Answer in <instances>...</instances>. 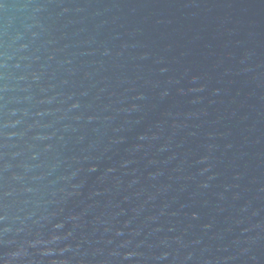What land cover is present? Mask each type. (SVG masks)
I'll return each mask as SVG.
<instances>
[{"label":"water","instance_id":"95a60500","mask_svg":"<svg viewBox=\"0 0 264 264\" xmlns=\"http://www.w3.org/2000/svg\"><path fill=\"white\" fill-rule=\"evenodd\" d=\"M0 264H264V0H0Z\"/></svg>","mask_w":264,"mask_h":264}]
</instances>
